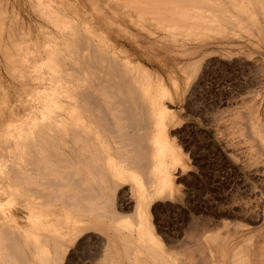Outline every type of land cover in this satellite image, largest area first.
Wrapping results in <instances>:
<instances>
[{
    "label": "bare ground",
    "instance_id": "bare-ground-1",
    "mask_svg": "<svg viewBox=\"0 0 264 264\" xmlns=\"http://www.w3.org/2000/svg\"><path fill=\"white\" fill-rule=\"evenodd\" d=\"M51 1L30 5L53 27H40V37L30 42L27 30L13 34L15 23L5 37L6 20L2 25L0 19V264H83L75 262L77 249L95 231L103 250L94 251V264H214V235L200 224L204 220L189 223L187 242L174 248L169 241L164 248L143 216L141 204L172 192L166 162L180 159L162 134L165 90L159 98L143 67L117 55L106 34L75 23ZM217 1L223 0H117L116 6L111 0L110 6L123 8L140 27L157 24L173 34L211 29L215 15L234 22ZM254 1L264 16V0ZM239 115L232 119L242 122ZM127 179L134 182V214L123 202ZM241 249L234 250L231 264H246Z\"/></svg>",
    "mask_w": 264,
    "mask_h": 264
},
{
    "label": "rangeland",
    "instance_id": "rangeland-1",
    "mask_svg": "<svg viewBox=\"0 0 264 264\" xmlns=\"http://www.w3.org/2000/svg\"><path fill=\"white\" fill-rule=\"evenodd\" d=\"M93 1L51 2L58 11L70 15L75 23L85 28L91 25L93 30H99L100 35L106 34L105 39L117 55L125 59L129 57L128 61L138 63L148 73L147 76L150 75L149 78L153 77L150 84L156 83L151 85L154 91L157 86L162 87H157L159 98L166 95L160 99L166 116L161 131L179 153L180 159L175 160L174 164H171V158L166 162H170L167 172L170 173L172 192L159 194L146 202L147 205L141 204L148 229L166 248L169 241L173 242H170L171 245L180 241L183 244L184 240L187 242L189 239L186 241L184 235L189 223L193 220L194 226L204 220L200 224L206 223L204 226L210 229L208 233L214 235L211 244L214 264H231L234 250L238 246L241 249L242 244H246L240 251L247 258L246 264H264V16L257 3L254 0L217 1L234 22H223L215 15L211 29H173L176 32L172 34L171 30L155 23L153 26L145 22L149 30L140 27L133 22V17L129 18L122 12L123 8L115 9L117 0H113V8L110 6L111 0H104V3L103 0ZM35 3L36 0H0L2 25L5 20L7 22L1 26L5 29H2L5 37L6 30L14 29L15 25L16 32L12 30L13 34L18 33V29L25 33L27 30L28 41L33 36L40 37V27L45 30L53 28L44 22L45 18L39 15L35 6H30ZM115 10L119 12L116 11V14ZM93 11L94 16L91 14ZM99 14L106 17V22L98 20ZM106 14L113 15L114 20L107 18ZM109 18L110 22L107 21ZM128 18L133 22L132 26ZM37 23H40L39 26ZM109 26L114 33L119 29L116 36L113 33L115 38ZM35 27L39 30L35 31ZM124 27L127 31H133L132 35ZM138 28L141 30L137 31ZM135 35H138L137 38ZM194 63L197 66L190 67ZM182 67L185 70L189 68L186 72H190L191 68L194 71L191 69L192 72L187 74ZM162 91L164 94L161 95ZM243 113L248 114L245 116ZM239 114L244 120L241 122L238 117L240 121L235 122V116ZM232 120L234 126L238 122L243 125L246 121L243 126L251 132L243 133L245 129L242 126L240 130L239 125L235 131L234 126L230 127ZM133 183L127 179L121 189L124 190L123 202L128 205H125L126 211L132 214L136 195L135 192L131 193L129 186ZM22 224L26 225L25 219ZM102 244L103 239L98 231L91 232L81 249H77L75 262L94 264L99 258L92 259L91 256L96 250L101 254ZM178 246L176 243L174 248ZM84 251H87V255Z\"/></svg>",
    "mask_w": 264,
    "mask_h": 264
}]
</instances>
